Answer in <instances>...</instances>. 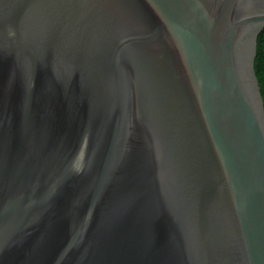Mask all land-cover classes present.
<instances>
[{
  "label": "water",
  "instance_id": "95a60500",
  "mask_svg": "<svg viewBox=\"0 0 264 264\" xmlns=\"http://www.w3.org/2000/svg\"><path fill=\"white\" fill-rule=\"evenodd\" d=\"M264 0H0V264H264Z\"/></svg>",
  "mask_w": 264,
  "mask_h": 264
},
{
  "label": "trees",
  "instance_id": "16d2710c",
  "mask_svg": "<svg viewBox=\"0 0 264 264\" xmlns=\"http://www.w3.org/2000/svg\"><path fill=\"white\" fill-rule=\"evenodd\" d=\"M254 71L258 79L260 93L264 104V28L261 30L257 37Z\"/></svg>",
  "mask_w": 264,
  "mask_h": 264
}]
</instances>
